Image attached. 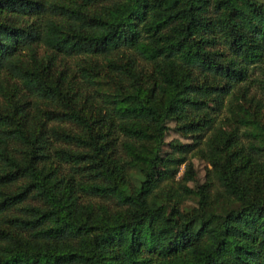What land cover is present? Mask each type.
Listing matches in <instances>:
<instances>
[{
  "label": "trees",
  "instance_id": "16d2710c",
  "mask_svg": "<svg viewBox=\"0 0 264 264\" xmlns=\"http://www.w3.org/2000/svg\"><path fill=\"white\" fill-rule=\"evenodd\" d=\"M0 264H264V0H0Z\"/></svg>",
  "mask_w": 264,
  "mask_h": 264
},
{
  "label": "rangeland",
  "instance_id": "374dc122",
  "mask_svg": "<svg viewBox=\"0 0 264 264\" xmlns=\"http://www.w3.org/2000/svg\"><path fill=\"white\" fill-rule=\"evenodd\" d=\"M221 117H219L216 124H220ZM177 140L183 143H193L194 141V139L191 138V136H184L181 132H179L176 129V123L172 122L169 124V130L167 132V136L165 140L166 141L165 142L166 146L164 147L165 151H170L171 147L169 146V143L172 141H177ZM203 146L204 144H201L200 146H198V148H195L193 151L187 154V162L181 165L179 174L176 179H179V177L182 174H184V172L186 171L187 163H193L194 171L196 173V180L190 182L189 183L190 186L195 187L197 183L205 184L206 182H210L212 180L213 175L211 173L209 174V169L211 168V165L208 159L206 158V156L204 154H201L198 150L200 147H203ZM194 204L195 203L192 200L187 199L183 203L182 207L190 208ZM174 235L177 236L176 234Z\"/></svg>",
  "mask_w": 264,
  "mask_h": 264
}]
</instances>
